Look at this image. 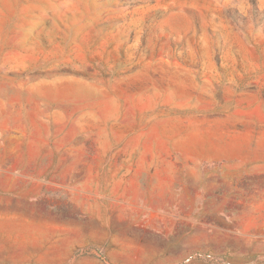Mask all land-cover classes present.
Masks as SVG:
<instances>
[{
    "label": "rangeland",
    "instance_id": "rangeland-1",
    "mask_svg": "<svg viewBox=\"0 0 264 264\" xmlns=\"http://www.w3.org/2000/svg\"><path fill=\"white\" fill-rule=\"evenodd\" d=\"M0 264H264V0H0Z\"/></svg>",
    "mask_w": 264,
    "mask_h": 264
},
{
    "label": "crops",
    "instance_id": "crops-1",
    "mask_svg": "<svg viewBox=\"0 0 264 264\" xmlns=\"http://www.w3.org/2000/svg\"><path fill=\"white\" fill-rule=\"evenodd\" d=\"M11 183L10 182H7L6 184H2V187L5 189V188H10V189H14V186L13 185H10Z\"/></svg>",
    "mask_w": 264,
    "mask_h": 264
}]
</instances>
